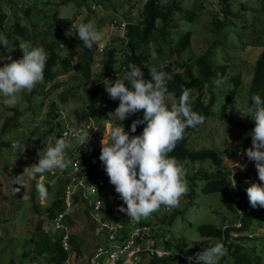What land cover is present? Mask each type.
Returning a JSON list of instances; mask_svg holds the SVG:
<instances>
[{
    "label": "rangeland",
    "instance_id": "obj_1",
    "mask_svg": "<svg viewBox=\"0 0 264 264\" xmlns=\"http://www.w3.org/2000/svg\"><path fill=\"white\" fill-rule=\"evenodd\" d=\"M134 1L138 2V5L132 9L131 6L133 3L130 4L128 0H114L112 3L103 6L105 11L100 8L95 9V11L99 12L97 15H92L87 21L89 10L84 6L80 8L79 4L81 2L78 1L0 0V36L7 38L9 48L14 47L10 53L1 49L0 54L4 56L10 55L12 60L22 58V50H20L18 45H15L13 40L8 39L9 34L13 30V25L17 21L31 27V18L37 15L43 16L39 26L31 29L34 35H40L51 31V20L53 21V15L57 13L60 18H68L72 21L75 29H71V36L75 35L76 29L81 23L92 21L95 26L101 23V29L99 31L103 33L104 39L98 44L100 54L103 53L107 44L114 42L118 51L117 60L120 61L123 58L122 55L125 46V43L121 39L125 37V32L114 23L109 25V22H112V16H117V18L122 19L125 10L135 14L134 17L142 18V9L140 6L141 3H144V0ZM162 2L164 5H167L169 0H163ZM183 2L182 7L185 10H194L201 6L202 10L194 22L176 20L179 27H176L174 31L179 37L187 32L193 34L191 47L182 54V57L178 61L182 64L187 61H191L192 63L193 60L190 59L203 55L209 48L213 47L212 57L214 65H221L222 62L231 65L227 70V79L224 84L213 89L216 94V100L218 99L214 106L215 112L219 111L229 91L234 88L232 79L240 74L242 75V86L234 102L227 109L229 118L223 120L218 116H214L205 119V123L201 125L191 139L189 149L197 151L203 150L204 148H216L224 157V168L233 171L234 164L232 161H239L245 164L243 159L246 158V154H244L245 151H240V147L245 139L250 136V129L248 127L252 124V118L244 115L249 110L245 93H247L249 85H251L256 60L263 50L262 48L253 47H248L246 50H243L242 39L244 42H248L250 39L251 42L253 36L259 35L260 25L263 28L261 34L264 38V24L261 23V19L264 18L263 4L260 0H226V3L230 4L231 14L229 17L232 20L231 22L235 23L237 21L238 24L236 29H223L217 36L213 32L216 28L211 25V22L214 12L220 15L224 14L222 6L219 5V0H203V3H197V0H183ZM243 3H247L248 10L245 11L243 9ZM23 5H30L32 7L33 12L30 15L31 18L24 19L25 16L23 13H19ZM176 18H179V15H176ZM174 31L172 30V32ZM172 39V37L169 38V40ZM23 41V39H19V44L23 43ZM176 42L177 40L175 39L172 42V47L175 46ZM172 60L174 61V59ZM153 61L167 64L171 60L164 54L163 56L157 55V58L153 59ZM8 62L10 61H0V65ZM98 67L100 69L94 68L91 81L85 80L80 73L70 71L69 73L56 77L53 82L44 83L46 87L37 85L34 89H38V87L39 89L35 93L33 91L31 93L23 91L18 95L17 103L14 106L5 105L3 103L4 98L0 95V144H9L8 146L3 145L0 147V264H35L33 262L34 257L38 259L39 264H53L51 255L37 254L35 250L40 239L39 236H42L45 240L48 237L49 246H54L57 240V233L52 231L49 225H46L47 222H45V219L47 218V210L52 206L57 192L62 188L59 182L62 172L53 170L48 172L50 174L45 173L42 177L40 176L38 178V181H41L44 185L47 181L51 186V192H49L47 199L41 200L38 196L37 203L39 204L40 213H36L32 208V182L36 178L22 174L25 167L38 163V159L43 157L47 148L54 146L55 140L59 138L60 130L63 128L62 125L53 128L52 132L45 135L46 132L51 130V126H53L51 122L52 118L48 117L51 103L55 102L62 111L61 115L63 118H67L66 120L68 122H65L67 127L65 130L70 132L75 128L77 123L75 112H80L85 108V105L89 101V92L93 89L97 80L102 79V77L98 78V76L102 74L103 66ZM196 70L195 68V74ZM56 84H59V86L56 87ZM71 88L78 91L68 93V104L65 106L61 105L59 96L64 92H68ZM170 101L172 100L169 97ZM13 117H16V120L10 123L4 132L3 127L6 120ZM49 122L51 123L49 124ZM88 123L87 127L89 128L98 127L94 120H89ZM118 123L122 122L118 120L114 123L105 122L103 134L106 133L107 129ZM240 123H243V125L240 126ZM124 129L128 132L127 128L124 127ZM90 130L91 140L88 145L83 147L84 153L87 156L90 155L93 147L101 148V141L103 139L102 135L99 141L96 140L95 134L98 131L96 129ZM17 141L26 146L22 154L12 149V144ZM90 144L91 147L89 146ZM65 155L66 157L68 156V154ZM89 162L90 159L86 164L89 165ZM200 169L208 172L213 170L210 163H196L194 165L190 163L186 169L189 191L191 190V184L188 178ZM236 173H240L239 168L235 169ZM16 181L23 183L24 188L19 184H15ZM203 183L200 180L197 181L198 188L193 199L186 194L181 198L178 208L169 210L167 207L166 209L161 207L160 210L149 216H158L152 217V223L156 226L153 232L158 238H162V236L167 237L163 239V242L170 239L174 244L172 248L180 241L185 244V252H191L196 248L197 243L202 240L198 232L200 226L213 224L221 227L222 224L229 225L235 218L231 211L229 199L234 196V202H239L240 198H237L235 194L231 195L230 191L226 194L205 195L201 192ZM109 184V186L103 188L101 195L94 196L93 199L95 201L101 200L102 216L107 215L110 217V220L116 221L120 216L126 215V213L120 212L114 206V199L118 196V193H116L115 187L111 183ZM15 187L21 188V191L17 194L14 193ZM24 194L28 197L27 199L22 198ZM177 212L178 215L173 216ZM149 217L145 220H149ZM173 218H175L174 221H172ZM41 220L44 221L42 230L39 231L37 228ZM163 220L165 222L161 223ZM85 222V219L80 217V224L77 229L78 233L82 231L80 228L85 226ZM228 225H224V228H227ZM259 229L255 233L258 237L264 233L263 229L261 231ZM91 239L96 244L101 242L100 238L93 239L89 236L86 237L87 241ZM260 242L247 241V244L259 246ZM42 245H45V242ZM158 247L166 248L162 241H160ZM169 250L178 253L171 248ZM150 260V258L144 257L140 264H148ZM176 260L179 259L176 258ZM176 262L166 263L177 264ZM161 264L165 263L163 262Z\"/></svg>",
    "mask_w": 264,
    "mask_h": 264
},
{
    "label": "trees",
    "instance_id": "obj_2",
    "mask_svg": "<svg viewBox=\"0 0 264 264\" xmlns=\"http://www.w3.org/2000/svg\"><path fill=\"white\" fill-rule=\"evenodd\" d=\"M67 1H78L81 2L79 4L80 8L83 6L87 7L89 10V17L87 18L88 21L92 15H97L99 12L95 11V9L100 8L105 11L103 6L112 3L114 0ZM128 1L130 4L133 3L131 6L132 9L135 6L137 7L138 2L134 0ZM162 1L163 0H144V3H141L140 6L142 9V18L134 17L135 14H132L127 10L124 11L122 19L117 18V16H112V22H109V25L114 23L121 28V25L126 23V26L123 29L125 37L121 39V41L125 43V46L122 55L123 58L120 61L117 60L118 51L114 42L107 44L102 54H100L98 44H94L92 49L84 47L83 42L79 39L76 32L74 36H71V29H75L72 21L68 18H60L57 13L53 15V21L51 20L52 29L49 33L47 32L45 34L34 35L31 29L39 26L43 16L37 15L36 17L31 18L30 15L31 12H33V9L30 5L21 6L19 13H23L25 16L24 19L31 18V27L17 21L13 25V30L11 34H9L8 39L11 41L13 40L15 45H19V39H23V43L31 47L42 46L45 49L49 58L46 62L44 70V83L53 82L56 77L69 73L70 71L80 73L85 80L91 81L94 68L100 69L98 66H103L101 71L102 74L98 76V78L102 77V79L99 81L97 80V83L89 92V101L85 105V108L80 112H75L77 120L75 128H78L81 125L87 126V124H89V120H94L96 122L98 125L97 129L99 130H97L98 132L95 134V139L98 141L103 135L105 122L108 121L110 123H114L118 120L117 117L111 115L110 113L114 112V110L119 106V100H112L109 98L104 86L106 79L109 83L115 81L116 79H123L125 73L130 70L129 65L131 64H134L141 69L146 80L151 79L149 75V67H158L162 63L153 61L150 53V50L152 51L149 47L150 44L154 45L158 56L166 54L168 59L171 60L170 63L163 64V70L172 76V80L167 84L169 97L172 100L169 102V107L172 102H177L179 100V97L182 94V88H190L192 90V107L194 111L203 114L205 119L214 116H218L223 120L229 118L227 115V109L229 105L234 102L239 89L242 86V75L240 74L232 79L234 88L229 91L219 111L215 112L214 106L216 105L218 99L216 100V94L213 89L215 87H220L221 84H224L227 79V70L231 65L222 62L221 65L215 66L212 57L213 47L209 48V50H207V52L203 55L190 59L193 60L192 63L191 61H187L183 64L179 62L178 59L182 57V54H184L191 47L193 34L191 32H187L179 37V35L174 31L176 27H179L177 21L188 20L189 22H194L198 17V14L201 12L202 6L194 10H185L182 7L184 3L183 0H169L167 5H164ZM260 1L263 4L264 9V0ZM198 2L203 3V0H197V3ZM219 5L222 6V11L224 12V14L221 15L224 16L214 12L211 22V25L216 28L213 32L216 33L217 36L223 29H236L238 24L235 20V23H232V20L229 17L231 14L229 7L230 4L226 3V0H219ZM242 7L245 11L248 10L247 3H243ZM176 15H179V18H176ZM261 23L264 24V18L261 19ZM100 24L101 23L96 25L98 30L101 29ZM260 27L259 35L253 36L251 42L250 39L248 42H244L242 39L243 50H246L248 47L263 49L256 60L251 85H249L248 91L245 93L248 108L252 107L251 98L254 94L259 95L262 100H264V38L261 34L263 28L261 25ZM172 30L174 32H172ZM171 37L173 39L169 40ZM175 39L177 42L175 43V46L172 47V42L175 41ZM1 49H4L3 45H0V50ZM172 59H174V61ZM2 66L3 65H0V67ZM195 68L197 69L196 74ZM219 79H222L223 82L217 86L216 81ZM44 83L38 84V86L43 85V87H46ZM55 86L57 87L59 84H56ZM38 89H34L33 93H35ZM73 91L77 92L78 90L71 88L68 92H64L59 96V102L61 105L65 106L68 104L67 94L72 93ZM61 114L62 111L55 102H52L48 117L52 118L51 122L53 126H51V130L46 132L45 135L52 132L53 128L62 125L63 128L59 133V137L61 136L62 132L67 128L65 122H68V120H66L67 118L64 119ZM142 117L143 111L122 122L123 126L127 128L130 135H140L142 133L143 128L146 125H138L135 133L130 132L132 121L135 119H142ZM15 120L16 117L7 119L4 124L3 131L5 132L10 123ZM51 122H49V124ZM242 125L243 123H240V126ZM200 127L201 125L197 126L195 129H186L184 138L179 141L175 149L168 154L170 157H174L178 162L182 163L186 169L189 167L190 163L193 165L196 163H210L212 166L213 170L211 172L200 169L193 176H189L188 179L191 184V190L188 191L187 195H189L191 199L194 198L195 192L198 188V180L204 182L201 192L205 195L226 194L229 191L231 195H234V189L230 187L232 182V171L224 168V157L221 152L212 147L197 151L189 149L190 141ZM254 127L255 121L252 119V124L248 127L250 129H248L249 133ZM250 138L251 135L245 139L240 147V151H245L248 148ZM76 144L78 143L73 140L72 147L66 150V154H68L66 159H71L73 162L76 160L81 161V167L86 169L85 173H82V175L86 177V183H90L95 179L106 180L109 178L104 171L102 162L99 160L101 148L96 146L93 147L90 155L87 156L83 150L84 146L79 148V144L77 146ZM3 145L8 146L9 144L1 143L0 147ZM89 159L90 164L86 165ZM72 169L73 164L70 165L67 170L63 171V176H60L59 178L62 188L57 192L52 206L46 212L47 218L45 217V222L47 223L62 210V200L60 197L67 185V178H69L68 174L72 171ZM46 173L50 174L48 172ZM38 178H40V176H37L35 181L32 182L33 191L31 196L33 203L32 208L36 213H40L39 204L37 203L38 193L36 191V184L40 183ZM234 178L237 182V193L235 196H239L240 198L239 203L234 202V196L229 199L231 211L235 216L234 220L229 223V225L222 224L221 227L213 224L200 226L198 228V232L200 233L202 240L197 243L196 248L191 252H185V244L180 241H178V244L172 248L174 244L170 241V239L163 242V239L167 237H156L153 232L156 226L152 223V217H158L157 215L149 217V220L142 219L139 223L136 222L138 225H147L150 228V232L147 233V238L153 239L157 245L160 244V241H162L167 250L171 248L180 254L179 257H154L148 264H161L163 262L167 264L166 262L176 261L177 264H189L188 257H194L197 252L203 251L210 245H214L216 243H223L228 250L227 255L219 260V264H264V233L260 237L255 235L257 229L259 228L260 231L262 229L264 231V208H253L247 199L248 195L246 192V189L252 183H261L259 181L255 164L247 165L246 170L236 173ZM45 186L49 194V192H51V186L47 183V181ZM121 205L126 207L118 194L115 198L114 206H116L117 210H119ZM161 207L166 209L163 205ZM176 215H178V212L173 214V216ZM174 219L175 218H173L172 221H174ZM43 221L44 220H41L38 224L37 229L39 231L42 230ZM115 222L123 223V227L128 226L129 228L134 221L127 217V215H124L120 216V218ZM164 222L165 220L161 221V223ZM239 224L240 226H238ZM224 225H228L227 228H224ZM39 237L40 239L35 253H39L41 255H51L53 264H63L66 254L62 251L59 244V236L57 235V240L54 246L48 245V237L46 240L43 239L42 236ZM247 241L261 242L260 245L257 246L255 244L248 245ZM44 242L45 245H42ZM77 247H80V245L78 244ZM176 258L179 260H176ZM33 262L35 264H39L36 257L33 258ZM192 264H195V260H193Z\"/></svg>",
    "mask_w": 264,
    "mask_h": 264
},
{
    "label": "clouds",
    "instance_id": "obj_3",
    "mask_svg": "<svg viewBox=\"0 0 264 264\" xmlns=\"http://www.w3.org/2000/svg\"><path fill=\"white\" fill-rule=\"evenodd\" d=\"M76 34L88 49H92L94 44H99L104 39L103 33L92 21L81 23L76 29ZM0 45L9 53L14 48H9L7 38L2 36ZM18 46L23 53L19 60H12L10 55L0 54V61H10L0 67V95L7 106H14L18 95L23 91L31 93L38 84L44 83V70L49 58L42 46L31 47L24 43ZM149 47L152 49V58L156 59L154 45L150 44ZM163 68V64L158 67L150 66L151 79L146 80L141 69L131 64L123 79L110 83L106 79L104 84L109 98L119 100V106L110 113L117 117L119 122L143 111L142 119L133 120L130 128V132L135 133L138 125H146L142 133L130 135L122 123L113 125L103 134L99 156L109 182L126 205H121L119 211L126 213L127 217L137 223L160 210L162 205L169 209L180 206L181 198L189 191L187 170L182 163L168 154L184 138L186 129H195L205 123V116L193 110L190 88H182L179 100L172 102L169 107L167 84L172 80V76ZM222 82V79L217 80V86ZM251 99L252 107L244 115L255 121V127L249 133L252 145L244 154L248 161L254 162L261 183H252L246 192L253 208H264V100L255 94ZM90 129L99 130L96 127L81 125L70 132H64L55 140L54 146L47 148L38 163L25 167L22 175L36 178L53 170H67L73 161L66 159V150L72 147L73 140L79 144V148L88 145L91 140ZM12 149L22 154L26 146L17 141L12 144ZM232 162L234 167L230 187L235 189V169L245 171L247 164ZM15 184L24 188V184L19 181ZM20 191V187L14 188L15 194ZM36 191L41 200L47 199L48 190L43 183L36 184ZM22 198L28 197L24 194ZM77 205L80 207L78 202ZM46 225H49V222ZM227 251L223 243H216L197 252L194 257H188V262L192 264L195 260V264H219V260L227 255Z\"/></svg>",
    "mask_w": 264,
    "mask_h": 264
},
{
    "label": "built area",
    "instance_id": "obj_4",
    "mask_svg": "<svg viewBox=\"0 0 264 264\" xmlns=\"http://www.w3.org/2000/svg\"><path fill=\"white\" fill-rule=\"evenodd\" d=\"M125 26L126 23H123L121 28L124 29ZM64 132L67 130L62 134ZM251 145L252 138L249 140L248 148ZM243 160L247 165L254 164L248 161L247 156ZM85 171L86 169L81 167V161L73 162V169L68 174V182L62 197V210L49 221L50 228L59 236V244L66 254L63 264H140L144 257L150 259L179 257V253L160 248L153 239L147 238V233L150 232L147 225L132 222L129 229L128 226L123 227V223L110 220L107 215L102 216V202L95 201L93 197L101 195L103 188L109 186L110 182L107 178L86 183V177L82 175ZM236 189L237 187L234 189L235 195ZM80 217L86 222L85 226L80 228L82 231L78 233ZM88 236L93 239L100 238L101 242L96 244L93 240L91 243L90 240H86ZM78 244L80 247H77Z\"/></svg>",
    "mask_w": 264,
    "mask_h": 264
},
{
    "label": "crops",
    "instance_id": "obj_5",
    "mask_svg": "<svg viewBox=\"0 0 264 264\" xmlns=\"http://www.w3.org/2000/svg\"><path fill=\"white\" fill-rule=\"evenodd\" d=\"M90 242L92 243V242H94V241H93V240H92V241L90 240Z\"/></svg>",
    "mask_w": 264,
    "mask_h": 264
}]
</instances>
